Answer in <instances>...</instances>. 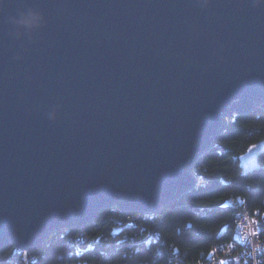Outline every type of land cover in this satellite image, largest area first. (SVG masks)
Masks as SVG:
<instances>
[{
  "label": "water",
  "instance_id": "obj_1",
  "mask_svg": "<svg viewBox=\"0 0 264 264\" xmlns=\"http://www.w3.org/2000/svg\"><path fill=\"white\" fill-rule=\"evenodd\" d=\"M30 11L42 26L18 23ZM259 106L260 0H0V249L110 206L159 212L197 187L227 118ZM263 153L248 146L244 174Z\"/></svg>",
  "mask_w": 264,
  "mask_h": 264
},
{
  "label": "trees",
  "instance_id": "obj_2",
  "mask_svg": "<svg viewBox=\"0 0 264 264\" xmlns=\"http://www.w3.org/2000/svg\"><path fill=\"white\" fill-rule=\"evenodd\" d=\"M261 139L264 106L235 113L214 146L196 160L197 187L159 212L110 206L85 226L52 231L33 250L5 245L0 264H201L216 243L233 236L237 208L231 197L250 210L264 209V153L259 169L244 174L240 165L248 146Z\"/></svg>",
  "mask_w": 264,
  "mask_h": 264
},
{
  "label": "built area",
  "instance_id": "obj_3",
  "mask_svg": "<svg viewBox=\"0 0 264 264\" xmlns=\"http://www.w3.org/2000/svg\"><path fill=\"white\" fill-rule=\"evenodd\" d=\"M229 202L237 208L233 236L216 243L201 264H220L221 260H227L228 264H264V209L250 210L237 197H231Z\"/></svg>",
  "mask_w": 264,
  "mask_h": 264
},
{
  "label": "clouds",
  "instance_id": "obj_4",
  "mask_svg": "<svg viewBox=\"0 0 264 264\" xmlns=\"http://www.w3.org/2000/svg\"><path fill=\"white\" fill-rule=\"evenodd\" d=\"M261 3H264V0H260ZM18 23L23 26L27 27L30 29H35L43 24V16L42 14L35 12V11H30L26 14H24Z\"/></svg>",
  "mask_w": 264,
  "mask_h": 264
},
{
  "label": "snow or ice",
  "instance_id": "obj_5",
  "mask_svg": "<svg viewBox=\"0 0 264 264\" xmlns=\"http://www.w3.org/2000/svg\"><path fill=\"white\" fill-rule=\"evenodd\" d=\"M252 147L254 148V147H256V146H255V145H252ZM252 234L255 235L256 233L253 232ZM220 264H228V262H227V260H221V261H220Z\"/></svg>",
  "mask_w": 264,
  "mask_h": 264
},
{
  "label": "rangeland",
  "instance_id": "obj_6",
  "mask_svg": "<svg viewBox=\"0 0 264 264\" xmlns=\"http://www.w3.org/2000/svg\"><path fill=\"white\" fill-rule=\"evenodd\" d=\"M82 239H85V238L82 236Z\"/></svg>",
  "mask_w": 264,
  "mask_h": 264
}]
</instances>
